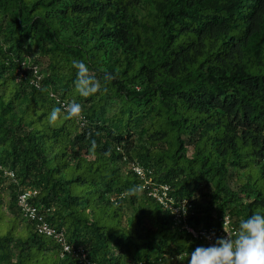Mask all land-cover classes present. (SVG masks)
I'll return each mask as SVG.
<instances>
[{
    "label": "trees",
    "instance_id": "obj_1",
    "mask_svg": "<svg viewBox=\"0 0 264 264\" xmlns=\"http://www.w3.org/2000/svg\"><path fill=\"white\" fill-rule=\"evenodd\" d=\"M145 182L195 231L264 211V0H0V264H187L204 243Z\"/></svg>",
    "mask_w": 264,
    "mask_h": 264
},
{
    "label": "clouds",
    "instance_id": "obj_2",
    "mask_svg": "<svg viewBox=\"0 0 264 264\" xmlns=\"http://www.w3.org/2000/svg\"><path fill=\"white\" fill-rule=\"evenodd\" d=\"M75 70L73 86L80 96H89L100 88V81L89 74L88 66L81 60H73ZM112 74L104 72L103 80L110 81ZM82 106L69 102L52 108L49 123L56 121L61 113L65 119L78 118ZM141 167V166H140ZM187 264H264V211H257L241 219L234 235L221 236L209 246H197L188 253Z\"/></svg>",
    "mask_w": 264,
    "mask_h": 264
},
{
    "label": "built area",
    "instance_id": "obj_3",
    "mask_svg": "<svg viewBox=\"0 0 264 264\" xmlns=\"http://www.w3.org/2000/svg\"><path fill=\"white\" fill-rule=\"evenodd\" d=\"M131 170L140 178H142L145 174L144 169L138 164H133ZM146 186L148 188V195L153 197L162 208L168 210L173 216V221L176 227L179 226L193 238H196L199 241L203 242L205 246H209L210 244H212L218 237L228 236L231 238L234 235L236 228L234 227L231 219L228 216H224L218 220V223L220 224L217 228L195 231L186 223V219L189 216L188 212L191 209V206L186 201L183 200L175 202L169 195V189L166 185L157 184L150 186L148 185V182H145L141 189H145ZM30 195L31 192L28 191L19 197L18 206L22 209L24 217L32 221H37L36 230L38 234L45 236L54 235L57 241L59 243H62L63 239L61 238V236L54 233V231L50 229L48 224L44 222L40 216H38L37 210L27 204V198ZM62 248L65 252L69 251V247L67 245H62ZM83 257L84 256L81 255V259H83Z\"/></svg>",
    "mask_w": 264,
    "mask_h": 264
}]
</instances>
